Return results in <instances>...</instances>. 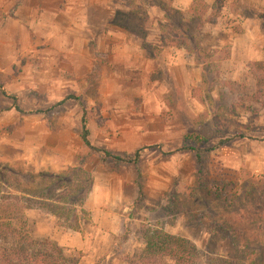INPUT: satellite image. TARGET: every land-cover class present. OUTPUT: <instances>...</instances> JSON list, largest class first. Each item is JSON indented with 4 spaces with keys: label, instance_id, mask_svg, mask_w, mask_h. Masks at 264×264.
Returning a JSON list of instances; mask_svg holds the SVG:
<instances>
[{
    "label": "rangeland",
    "instance_id": "obj_1",
    "mask_svg": "<svg viewBox=\"0 0 264 264\" xmlns=\"http://www.w3.org/2000/svg\"><path fill=\"white\" fill-rule=\"evenodd\" d=\"M191 1L109 0L105 19L0 0V192H85L82 234L25 210L30 234L78 264H146L152 228L191 241L197 264H264V0ZM83 115L92 145L144 148L137 162L91 153Z\"/></svg>",
    "mask_w": 264,
    "mask_h": 264
},
{
    "label": "trees",
    "instance_id": "obj_2",
    "mask_svg": "<svg viewBox=\"0 0 264 264\" xmlns=\"http://www.w3.org/2000/svg\"><path fill=\"white\" fill-rule=\"evenodd\" d=\"M2 93L7 95L4 90ZM67 98L57 104H61ZM12 99L14 108L21 112L16 98ZM88 136L86 118L83 115L80 137L83 146L91 153L104 155L113 161L137 162L141 150L144 149L139 148L134 153L127 154L124 159L92 145ZM184 139L181 149L196 150V147L186 143L190 138ZM196 156L200 157L199 152H196ZM38 176L59 179V176L53 174L39 173ZM10 189L11 191L0 192V264H78V259L67 255L55 240L49 237L37 238L30 234L25 210L33 207L41 209L51 215L57 223L82 234L83 226L91 222V214L82 203V194L85 192H81L70 183L66 185L59 198L49 202L41 191L12 186ZM79 192L81 194L77 195ZM143 242L140 257L146 264H197L199 260V252L191 241L162 229H147L143 235ZM163 259H168L169 263Z\"/></svg>",
    "mask_w": 264,
    "mask_h": 264
},
{
    "label": "crops",
    "instance_id": "obj_3",
    "mask_svg": "<svg viewBox=\"0 0 264 264\" xmlns=\"http://www.w3.org/2000/svg\"><path fill=\"white\" fill-rule=\"evenodd\" d=\"M47 0H21V3H22V8L25 7L27 8L29 11H32L33 12H44L45 10L49 9L47 8L48 6H46ZM60 2H66L67 4V1H70L72 3H77L79 4V8L77 7V10H79L80 12H86L88 14V11L89 9H84L83 6H85L84 3H90L91 6H92V12L95 10H101V11H105V19H107L110 15V5H109V0H59ZM86 1V2H84ZM191 0H172V6L179 9V10H185L186 8H188L191 4ZM51 10L55 11L54 8H50ZM94 13V12H93ZM103 14H101V17ZM97 16H99L97 14ZM211 32H216L217 31V28L216 27H212L210 29ZM169 49L171 50H178V48L174 45H171V46H168ZM179 49H183V48H179ZM164 51H162L163 53ZM171 53H169L167 50L166 52H164L162 55H161V58H166V59H169L171 62H176V60H184L186 59L185 56L181 55V58H180V55H175V54H172L173 52L170 51ZM159 58V57H158ZM181 60V61H182ZM183 63V62H182Z\"/></svg>",
    "mask_w": 264,
    "mask_h": 264
}]
</instances>
